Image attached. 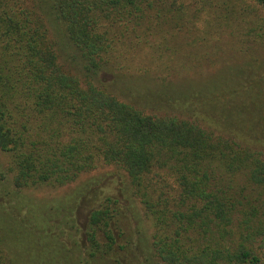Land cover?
<instances>
[{
  "label": "trees",
  "instance_id": "trees-1",
  "mask_svg": "<svg viewBox=\"0 0 264 264\" xmlns=\"http://www.w3.org/2000/svg\"><path fill=\"white\" fill-rule=\"evenodd\" d=\"M252 5L264 9V0H0V150L9 154L0 191L60 186L108 165L150 227L140 262L142 240L129 236L114 195L83 222L71 211L87 197L71 203L38 246L31 244L45 226L27 228L24 217L0 207V264H34L32 255L35 264H152L150 256L154 264H264V64L241 63L251 85L216 77L197 87V99H215L201 112L227 100L222 122L146 112L99 78L119 71L125 38L143 43L201 10L207 26L230 33L238 26L228 21L241 23ZM247 24V33L264 35V22Z\"/></svg>",
  "mask_w": 264,
  "mask_h": 264
},
{
  "label": "rangeland",
  "instance_id": "rangeland-1",
  "mask_svg": "<svg viewBox=\"0 0 264 264\" xmlns=\"http://www.w3.org/2000/svg\"><path fill=\"white\" fill-rule=\"evenodd\" d=\"M258 7L252 5L247 11L249 13L241 16L244 20L239 24L237 20L230 19L228 24L238 26L230 27V33L225 28L223 31L215 30L212 24L207 26L206 22L211 19H208L201 10L199 12L201 17L193 22L179 24V27H174L172 30L167 29L166 24L160 26L164 30L167 29L168 33L164 32L158 36L147 33L142 39L143 43L134 40L133 37L125 38L123 42L125 44H118L122 57L120 62L118 60L119 71L112 74L101 72L99 78L118 99L132 103L146 112L173 113L191 118L193 114L198 113L209 119L225 121L230 114L225 109L220 110V104L222 107L226 106L227 100H222L213 109L209 108L208 111L201 112L202 109L197 107L208 102L213 104L215 99L212 100L208 95L203 103L196 97L199 90L197 87L216 77H219V83L230 86L253 83L254 80L249 81L244 78L242 80L241 71L245 69V65L241 63L247 61V64L253 66L264 64L263 31L254 28L247 33L249 27L244 29V25L249 23L251 26L254 20L264 22V9ZM239 43L251 46L249 49L251 51L240 50ZM64 46L66 51H70V47L65 43ZM236 74L240 75L237 79L234 77ZM200 89L208 90L203 87ZM201 94L203 95L202 92ZM8 157V152L0 150V176H2L0 184L4 183L5 186L9 175L4 176L3 170ZM112 171L111 166L101 164L60 186L38 185L14 190L10 185L8 188L11 193L14 191L16 193L5 196L0 191V207L6 211L11 208L18 218L24 217L26 222L23 223L27 228L45 226V237L41 238L40 232L34 236L36 241L33 240L31 244L38 246L45 244L46 240L51 238L50 234H55L48 230L47 226L53 224L55 228L58 225L57 220L69 215L68 209L71 203L78 202L82 196L87 197V201L83 200L79 203L76 212L75 209L71 211L72 215L76 213L77 221L83 222L86 211L97 206L103 196L114 195L124 206V214L130 226L129 236L132 240L137 237L142 240L138 242L139 248L134 247L138 260L142 262L144 257H148L146 253L147 237L150 233L148 220L139 204L126 192V188L122 193L119 191L118 188H122V185L114 175H111ZM4 178L7 182L3 180ZM56 240L63 242L58 237ZM139 249H143L140 253L142 256L139 254ZM31 258L35 264L36 257L32 255ZM150 260L152 264L157 261L151 256ZM94 262L96 263L97 259ZM135 264L140 263L135 262Z\"/></svg>",
  "mask_w": 264,
  "mask_h": 264
}]
</instances>
